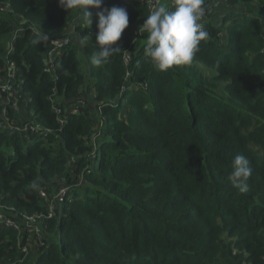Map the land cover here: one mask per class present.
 Wrapping results in <instances>:
<instances>
[{
    "label": "trees",
    "instance_id": "trees-1",
    "mask_svg": "<svg viewBox=\"0 0 264 264\" xmlns=\"http://www.w3.org/2000/svg\"><path fill=\"white\" fill-rule=\"evenodd\" d=\"M108 1L101 8L124 7L129 24L113 44L121 51L97 67L91 63L96 45L79 41L90 35L96 41L100 8L87 7L95 19L90 25L59 0H0V48L5 36L25 28L9 57L25 79L27 111L53 129L26 147L22 132L0 129V204L13 208H4L8 215L43 212L40 188L59 187L60 179L69 186L34 256L0 225V257L16 264H264V0H205L208 11L223 1L218 9L225 15L208 13L209 36L193 62L167 71L145 56L146 33L132 44L147 1ZM44 32L71 34L55 71L44 62L48 41L34 43ZM126 48L133 54L128 78ZM53 92L63 107L79 98L87 106L62 127ZM9 111L23 118L21 109ZM101 117L103 135L92 158ZM236 154L253 170L246 193L227 179ZM23 241L30 252L37 247Z\"/></svg>",
    "mask_w": 264,
    "mask_h": 264
},
{
    "label": "clouds",
    "instance_id": "clouds-1",
    "mask_svg": "<svg viewBox=\"0 0 264 264\" xmlns=\"http://www.w3.org/2000/svg\"><path fill=\"white\" fill-rule=\"evenodd\" d=\"M104 0H59V5L66 9H77L86 23H92L88 6L101 10L97 12L98 32L96 50L91 56V63L97 67L104 65L113 53L120 48L113 47L119 41L123 31L128 27L129 16L124 7L112 6L101 8ZM205 0H157L149 9L146 19L139 27L140 34H147L144 43V54L158 71H167L175 65H190L195 54L200 50V43L209 36L201 22L204 15ZM49 40L48 34L41 33L34 43ZM87 42L81 38V46ZM219 67V64H217ZM227 179L240 193L249 191L248 180L252 175L249 159L243 154H236L231 163ZM39 185L33 181L32 189Z\"/></svg>",
    "mask_w": 264,
    "mask_h": 264
},
{
    "label": "built area",
    "instance_id": "built-area-1",
    "mask_svg": "<svg viewBox=\"0 0 264 264\" xmlns=\"http://www.w3.org/2000/svg\"><path fill=\"white\" fill-rule=\"evenodd\" d=\"M130 1L132 0H123L124 3H128ZM146 1L148 3L149 9L157 2V0ZM103 3L108 6L109 1L104 0ZM168 3L171 4L172 0H168ZM215 5L218 6L217 9L210 8V10L208 11V8L204 3L203 7L205 11L201 20L202 23H204V21L207 19L208 13H212L214 16L215 13H218L220 11L218 8L224 4L223 1H215ZM1 9L6 11L9 10V4H4ZM24 30L25 28L20 27L12 35V42L10 43V46L8 47L6 53V61L4 67L5 72L3 74H0V102H2V105H4L2 108V119H0V129L18 130L22 132L26 138H28V141L30 140L29 142H31V140L35 137L46 138L48 134L53 131V129L35 121L33 118V112L27 111L26 106L28 104V101L30 100L28 99L30 98V96H27V94L23 91V84L25 82V79L23 78L22 73L16 65L15 61L9 57V53L14 47L13 41H15V38ZM34 32L39 34V30L37 29H34ZM140 35L142 34H140L138 32V28H136L132 44L139 40ZM70 37L71 34L68 33V35L66 34L61 37L49 38V40H47L49 47L46 51L45 60L47 61L48 70L55 71L56 59L58 56H61L63 48L70 43ZM123 52L124 64L127 67L126 78H128L131 74L129 66L132 62L133 54L130 48L124 49ZM124 88L125 86H123V89ZM58 98L59 97L57 96L56 92H53L50 96L53 110L56 113L57 120L62 127L67 123L68 115L78 114L81 108L87 106V101L85 99L79 98L74 101H67V104L63 107L58 104ZM17 102L19 103L17 104ZM11 107H16L18 110L21 109L23 113V118L21 120L10 115L9 109ZM99 109H101V107H99ZM103 124L104 120L102 117L100 122H96L95 124V129H97V127L99 128L93 135L95 150L89 154L92 158H95L97 155V140L100 136L103 135ZM59 185V187H56V185H43L40 188V196L47 204V209L43 212L30 214L27 212L18 211L17 213H14V215H8V212H6L5 209L11 210L13 208H5L4 205L0 204L1 227L7 230H13L17 233V246L19 248H22V251L25 252L26 255L30 250L31 245L29 244V241H23V238L26 236L28 240H33L34 245L32 246V248H34L35 245L37 246L36 248H38V246L40 245H43V235L45 228H48L49 221L53 219L57 212L63 207L62 204L69 190V186L67 183H62L61 179ZM0 264H16V262H12L10 260L4 261L0 257Z\"/></svg>",
    "mask_w": 264,
    "mask_h": 264
},
{
    "label": "rangeland",
    "instance_id": "rangeland-1",
    "mask_svg": "<svg viewBox=\"0 0 264 264\" xmlns=\"http://www.w3.org/2000/svg\"><path fill=\"white\" fill-rule=\"evenodd\" d=\"M225 15V12L223 11L222 13L219 11L218 13H215L214 14V16L216 17V19H222L223 18V16ZM95 20V19H94ZM93 20V21H94ZM93 21H92V23L91 24H93ZM97 21V20H96ZM73 23V22H72ZM84 24H86V23H84ZM73 26H74V24H73ZM72 26V27H73ZM72 32H74V33H76L75 32V29H74V31H72ZM12 35L11 34H8L7 36H5L4 38H3V40H2V46H1V48H0V55H2V54H4V52H5V50L7 49V47H8V43H9V38L11 37ZM91 36V35H90ZM90 36H88L87 37V41L89 42V43H92V44H95L96 43V41L95 40H93V39H91V37ZM80 57H82L84 60L86 59L85 58V53H84V51L82 50V48H81V50H80ZM84 67H85V62H84ZM199 68L202 70V71H204V72H207V74H209L210 73V70H209V68L208 67H206L205 65H203V64H199ZM19 102H17V104H18ZM127 107V106H126ZM126 110V109H125ZM30 141V140H29ZM29 141H26V143H24V147H26L30 142ZM33 249V248H32ZM38 251V248H34V250L33 251H28V253H27V255L29 256V259H31V257H33L34 255H32L33 253H35V252H37Z\"/></svg>",
    "mask_w": 264,
    "mask_h": 264
},
{
    "label": "crops",
    "instance_id": "crops-1",
    "mask_svg": "<svg viewBox=\"0 0 264 264\" xmlns=\"http://www.w3.org/2000/svg\"><path fill=\"white\" fill-rule=\"evenodd\" d=\"M18 20H20V21H24V20H23L22 18H20V17L18 18ZM16 30H18V28H17Z\"/></svg>",
    "mask_w": 264,
    "mask_h": 264
},
{
    "label": "water",
    "instance_id": "water-1",
    "mask_svg": "<svg viewBox=\"0 0 264 264\" xmlns=\"http://www.w3.org/2000/svg\"><path fill=\"white\" fill-rule=\"evenodd\" d=\"M44 62H45V64H47V61L46 60H44Z\"/></svg>",
    "mask_w": 264,
    "mask_h": 264
}]
</instances>
